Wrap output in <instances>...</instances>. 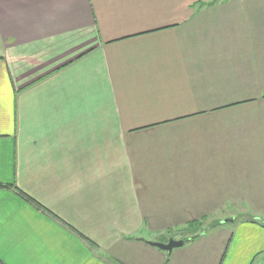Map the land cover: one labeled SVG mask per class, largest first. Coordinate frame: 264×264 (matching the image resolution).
<instances>
[{"label":"crops","instance_id":"0c3cea01","mask_svg":"<svg viewBox=\"0 0 264 264\" xmlns=\"http://www.w3.org/2000/svg\"><path fill=\"white\" fill-rule=\"evenodd\" d=\"M210 1L0 0V264H264V0Z\"/></svg>","mask_w":264,"mask_h":264},{"label":"water","instance_id":"95a60500","mask_svg":"<svg viewBox=\"0 0 264 264\" xmlns=\"http://www.w3.org/2000/svg\"><path fill=\"white\" fill-rule=\"evenodd\" d=\"M185 243L184 240L179 239L176 240L174 237H170L169 241L167 243H161V242H150V244L159 247L162 250H165L170 255L174 248L182 246Z\"/></svg>","mask_w":264,"mask_h":264},{"label":"rangeland","instance_id":"374dc122","mask_svg":"<svg viewBox=\"0 0 264 264\" xmlns=\"http://www.w3.org/2000/svg\"><path fill=\"white\" fill-rule=\"evenodd\" d=\"M217 1H221V0H211L210 2H211V4H214V2H217ZM209 2V3H210ZM208 3V4H209ZM193 224H195L196 226L195 227H202V228H200V229H202L203 231L206 229V231H208V230H210V229H207V228H211V230L209 231V233L213 230V231H223V230H225V229H227L228 227H231L228 223L227 224H224V225H222L220 228L218 227L219 225H221V224H219V223H205V222H200L199 224H196V223H193ZM210 225V226H209ZM207 226H209V227H207ZM194 227V228H195ZM216 227V228H215ZM196 232V231H195Z\"/></svg>","mask_w":264,"mask_h":264},{"label":"trees","instance_id":"16d2710c","mask_svg":"<svg viewBox=\"0 0 264 264\" xmlns=\"http://www.w3.org/2000/svg\"><path fill=\"white\" fill-rule=\"evenodd\" d=\"M22 194H23V196L26 197L28 200H30V201H34L31 197L27 196V195L24 194L23 192H22ZM34 202H35V201H34Z\"/></svg>","mask_w":264,"mask_h":264},{"label":"bare ground","instance_id":"6f19581e","mask_svg":"<svg viewBox=\"0 0 264 264\" xmlns=\"http://www.w3.org/2000/svg\"><path fill=\"white\" fill-rule=\"evenodd\" d=\"M156 242V241H155Z\"/></svg>","mask_w":264,"mask_h":264}]
</instances>
